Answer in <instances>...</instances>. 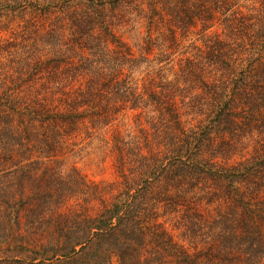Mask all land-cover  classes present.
I'll list each match as a JSON object with an SVG mask.
<instances>
[{"label": "trees", "instance_id": "1", "mask_svg": "<svg viewBox=\"0 0 264 264\" xmlns=\"http://www.w3.org/2000/svg\"><path fill=\"white\" fill-rule=\"evenodd\" d=\"M21 1L7 0L0 4V18L16 17L30 8L41 15L42 11L38 8L43 6L41 2H45L43 13L48 16V21H45V27H36L33 34L13 35L5 44L8 48L0 53L3 59H10L16 65L13 69L17 76L14 79V73H10L0 78V264H257L263 259L264 231L255 220L259 211H254L242 197L236 182H246L252 178L254 184L255 178L260 179L257 174L264 165L253 164L257 157L252 156L237 165L220 169L216 158L218 154L222 155L223 150L216 147L217 143L214 142L215 129L222 128L232 120L234 122L231 119L235 112L233 105L239 99L245 101L247 97L240 89L250 86L247 69L241 67L238 77L218 80L216 84L200 79L204 59H218L215 63L211 61L214 66L225 62L227 69L235 74L234 65L220 59H243L239 55L241 47L232 44L231 36L227 38L224 34V38H221L217 33L208 43V53L198 52L196 57L186 58L198 60L186 61L181 66V80L195 75L209 90L207 109L214 116L209 121H215L185 128L174 111L169 109L170 120L165 118L156 106L163 103L154 89L147 91L146 86L140 88L133 81L144 71L148 77L151 74L159 76L163 68L155 59H159L158 56L163 53L154 57H136L129 45L116 34V28L125 20L131 22L130 16L134 13L144 18L148 26L157 16L164 15H168L178 28H187L200 21L202 34L206 35L209 28L205 21L214 16L215 10L222 9L227 12L223 19L224 26L232 28L237 16L231 2L36 0L28 5ZM258 23L255 34L260 39L254 47L257 51L244 59H264V17ZM41 72H46L45 76H49L51 81L49 86L58 92L64 82L84 79L77 88L76 101L54 104V101L45 102L23 92L20 83L32 81ZM150 79L151 85L156 84L161 88L165 84L164 80ZM181 80L178 79L173 85L178 87ZM233 84L235 89L229 87ZM101 94L110 103L117 101L127 103L133 109H141L139 115L144 114L152 128V137L158 141V148L162 149H148L150 154L140 152L133 155L136 161L131 174H135V177L131 179L123 174L122 188L111 201H106L97 192L95 184L90 185L93 189L91 195L102 204L96 216L58 213L66 198L83 192L87 184L77 169L56 177L51 188H42L25 170V166L42 163L40 156L35 160L30 158L25 166L16 163L6 165L11 160L12 150H30L39 137H43L40 139L43 146L49 144L47 137L37 135L33 129L49 124L58 125L60 122L74 125L78 118L87 114L88 107L95 104L91 98ZM61 104L67 105L68 109L60 111ZM81 107L85 108L79 111ZM95 113L96 119L110 116ZM223 113L225 117L215 119ZM13 122L25 127V132H21L22 137L15 134ZM97 122L106 124L105 120ZM115 138L120 145L117 147L119 154L124 151L132 153V137L124 139L116 135ZM204 148L210 151L211 157L205 156ZM14 178L19 180L20 189L16 191L10 181ZM209 180L223 190L221 194L216 193L217 190L213 192L202 188L203 182ZM25 182L30 184V194H25ZM181 185H186L185 196L180 194ZM216 196L232 199L242 208L234 212V222L219 211L216 215L207 212L205 216L198 212L188 213V220L184 221L185 235L192 241L201 240L206 244L202 249L204 251L195 256L174 243L166 231L159 230L157 226L160 224L153 223L156 203L182 204L179 199L212 202ZM195 207L188 206L193 210ZM24 209L25 219L22 223L21 213ZM243 211L244 215L249 211L250 221L235 219ZM114 258L116 261H113Z\"/></svg>", "mask_w": 264, "mask_h": 264}, {"label": "rangeland", "instance_id": "2", "mask_svg": "<svg viewBox=\"0 0 264 264\" xmlns=\"http://www.w3.org/2000/svg\"><path fill=\"white\" fill-rule=\"evenodd\" d=\"M5 1L7 0H0V4ZM30 1L34 3L36 0H22L21 3L25 2L32 5ZM226 1L231 2V8L236 9V23L232 28L224 26L223 19L227 12H223L222 9L215 10L213 18L211 17L207 22L205 21L209 28L206 35L202 34L203 28L200 21L196 25L187 28H178L170 21L168 15H164L162 17L157 16L148 26L144 18L134 13L130 16L131 22L125 20L116 28V34L129 45L128 47L136 57L140 55L154 57L161 52L163 53L162 56H158L159 59H155L163 68L159 76L151 74L148 77L144 71L143 74L134 77L133 81L138 83L140 88L146 86L147 91L154 89L163 103L162 105H155L162 111L165 118L170 120V112L168 111L170 109L174 111V114L181 120L185 128H193L204 123H214L215 120L209 121L214 118L207 109L209 107L207 102L210 99L209 90H206L195 75L186 77L185 81L181 80V66L186 61L198 60L186 59L187 57L194 58L198 52L208 53V43L217 36V33L221 38H224V34L227 35V38L231 36L232 44L241 47L239 55L243 59H220V61H230L234 65L235 74L227 69L225 62L222 64L219 62L218 66H214L213 63L218 59H204V69L201 71L202 75L200 77L205 83L216 84L215 81L218 80L238 77L241 67L247 69V79L250 86L247 89L240 88L246 93L247 97L245 101H242L238 95L239 101L233 105L235 112L231 118L234 119V122L232 120L221 126L222 128L215 129L216 141L214 142L217 143L216 147L219 146L218 148L223 150L222 155H217V167L221 169L237 165L241 161L251 159L252 156L257 157L253 164L260 166V163L264 165V145H261L264 144V59L257 57L244 58L247 55L252 56L254 51H257L254 47L260 38L255 34V31L258 29L259 19L264 17V0ZM41 3L43 6L45 5V2ZM33 6L36 7V4H33ZM43 6L38 8L42 11L41 15L40 12L30 8L29 11L22 12V15L12 18H0V53L8 48L5 46L8 39L17 34H33L36 27L39 29V27L46 26L45 21H48V16L43 13L45 12ZM203 36H206V38L203 39ZM208 37L210 39H207ZM112 48L114 47L112 46ZM13 67H16V65L10 59H3L0 56V78L14 73L15 79L17 76ZM45 73H38L30 82L20 83L23 92L37 96L45 102L54 101V104L67 100L76 101V98H78L77 88L80 87L84 79L76 78L71 82H64L60 86V93L54 87L49 86L51 81L48 78L49 76H45ZM150 78L153 81L154 78L164 80L165 84L161 88L156 84L151 85ZM178 79L181 81L179 82L180 85L176 87L173 84L177 83ZM10 85H12V88H16L14 84ZM229 87L235 89L234 84ZM91 99V101H95V104L91 105V108L88 107L87 114L78 118L74 125L60 122L58 125L49 124L43 128L33 129L32 131L36 132L37 135L47 137L49 144L43 146L44 143L40 141L43 137H39L37 143L30 150L22 148L12 150L11 160L6 165L16 163V165L22 164L25 166L30 158L35 160L36 157L40 156L42 163L31 167L25 166V170L42 188H51L52 181L56 177L66 175L65 173L70 172L71 169H77L84 176L87 184L83 192L67 197L58 209V213L69 212L96 216L102 208V204L93 194L91 195L93 189L90 185L95 184L98 187L97 192L106 201H111L112 197L117 195L122 188V175L126 174L131 179L135 177V174H131L136 161L133 155L140 152L150 154L148 149H156L157 151L162 149L158 148V141L152 137V128L146 121L144 114L139 115L141 109H133L129 104L117 101L110 103L102 94ZM60 107V111L68 109L65 104H61ZM84 108L81 107L78 110L82 111ZM95 112L110 116L104 119H96L97 117L94 115H97V113ZM223 117H225L224 113L215 119L218 120ZM100 120H105L106 124L97 122ZM13 127L15 134L22 137L21 132H25V127L21 126L19 122H13ZM218 131L220 133H217ZM116 135L124 139L129 136L133 138L134 146L131 154H127L126 151L121 154L117 152V147L120 145L116 143ZM204 149L205 156L211 157L210 151L207 148ZM260 169V173L257 174L260 179L256 180L255 178L254 184L251 182L252 178H250L246 182H236V185L242 197L244 196L246 202L254 208L253 210L259 211L255 215V220L264 231V168ZM10 181L14 191L20 189L18 179L14 178ZM214 183L210 180L206 183L203 182L202 188L213 192L217 190L216 193L221 194L223 190ZM164 186H167L166 183H164ZM23 189H25V194L31 193L28 182L24 183ZM52 189L54 190V188ZM185 189L186 185H181L179 188L182 196H185ZM179 200L182 204L156 203L153 210L155 213L153 223L160 224L157 226L159 230L166 231L174 243L179 244L184 251L193 256L200 251H204L202 249L206 247V244L202 243L201 240L192 241L185 235L184 221L188 220V213L195 212L197 214L198 212V214L205 216L207 212L216 215L219 211V213H223L233 221L234 212H237L239 207L242 208L241 204H236L232 199L229 200L226 197L223 199V197L217 198L216 196L212 202L207 200L193 201L191 199ZM188 206L196 207L193 210L189 209ZM24 213L25 209L21 213L22 223L25 219ZM235 219L241 222L250 221L249 211L246 215L243 211L241 216H236ZM113 261H116V259L114 258ZM257 264H264V258Z\"/></svg>", "mask_w": 264, "mask_h": 264}]
</instances>
